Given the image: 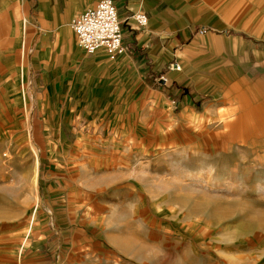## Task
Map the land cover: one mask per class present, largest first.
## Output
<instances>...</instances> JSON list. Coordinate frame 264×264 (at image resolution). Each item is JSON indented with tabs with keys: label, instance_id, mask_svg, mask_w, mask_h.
I'll return each mask as SVG.
<instances>
[{
	"label": "rangeland",
	"instance_id": "rangeland-1",
	"mask_svg": "<svg viewBox=\"0 0 264 264\" xmlns=\"http://www.w3.org/2000/svg\"><path fill=\"white\" fill-rule=\"evenodd\" d=\"M24 51V65H0V264H264V98L252 87L191 113L136 93L102 128L47 146Z\"/></svg>",
	"mask_w": 264,
	"mask_h": 264
},
{
	"label": "crops",
	"instance_id": "crops-1",
	"mask_svg": "<svg viewBox=\"0 0 264 264\" xmlns=\"http://www.w3.org/2000/svg\"><path fill=\"white\" fill-rule=\"evenodd\" d=\"M98 1L0 0V65H24L27 43L31 81L43 96L40 143L66 144L102 128L106 114L136 93L156 91L183 113L247 99V86L264 98V0H114L125 46L114 60L104 50L86 53L71 28ZM138 11L149 17L144 27L132 18ZM4 97L27 103L23 90Z\"/></svg>",
	"mask_w": 264,
	"mask_h": 264
},
{
	"label": "built area",
	"instance_id": "built-area-1",
	"mask_svg": "<svg viewBox=\"0 0 264 264\" xmlns=\"http://www.w3.org/2000/svg\"><path fill=\"white\" fill-rule=\"evenodd\" d=\"M132 18L140 27L146 26L149 21L144 11L133 13ZM71 28L77 44L88 54L104 50L114 60L125 52L122 22L114 0H99L95 6L73 18ZM205 31L204 27L200 29L201 33ZM172 67L180 69L178 64Z\"/></svg>",
	"mask_w": 264,
	"mask_h": 264
},
{
	"label": "bare ground",
	"instance_id": "bare-ground-1",
	"mask_svg": "<svg viewBox=\"0 0 264 264\" xmlns=\"http://www.w3.org/2000/svg\"><path fill=\"white\" fill-rule=\"evenodd\" d=\"M38 152V151H37ZM38 155V154H37ZM39 157V156H38ZM37 157V159H36V161H35V166H34V172H36V174H37V172H38V167H39V158ZM25 172H27V171H25ZM27 174V173H26ZM34 218H35V212H34V214H33V220H34Z\"/></svg>",
	"mask_w": 264,
	"mask_h": 264
}]
</instances>
